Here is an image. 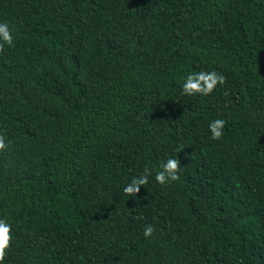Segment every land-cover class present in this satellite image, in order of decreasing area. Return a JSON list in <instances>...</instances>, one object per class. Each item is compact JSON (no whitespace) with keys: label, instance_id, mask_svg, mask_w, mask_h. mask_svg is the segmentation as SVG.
<instances>
[{"label":"trees","instance_id":"16d2710c","mask_svg":"<svg viewBox=\"0 0 264 264\" xmlns=\"http://www.w3.org/2000/svg\"><path fill=\"white\" fill-rule=\"evenodd\" d=\"M0 23L2 264H264V0H0ZM200 71L226 82L185 94Z\"/></svg>","mask_w":264,"mask_h":264},{"label":"clouds","instance_id":"9594fccd","mask_svg":"<svg viewBox=\"0 0 264 264\" xmlns=\"http://www.w3.org/2000/svg\"><path fill=\"white\" fill-rule=\"evenodd\" d=\"M14 37L11 34V30L7 23H0V52H3L5 44L8 46L13 45ZM226 82V77L217 71H200L193 72L186 76L182 84L183 92L187 95H210L217 87V85H223ZM226 121L224 119H214L209 122L208 128L211 133V138L213 140H220L223 137V130ZM7 147L5 143V137L0 135V151H3ZM159 171L155 174V181L161 185L169 183L171 181L178 180L180 162L174 157H170L166 162H161L159 165ZM151 170L145 167L143 173L134 176L130 183H128L124 188L123 192L129 196H135L140 191L141 185H146L149 182V176L151 175ZM154 231L152 225H148L144 229V236H151ZM12 228L11 225L7 223L6 220L0 219V264L5 259L6 249L11 246L12 240Z\"/></svg>","mask_w":264,"mask_h":264}]
</instances>
